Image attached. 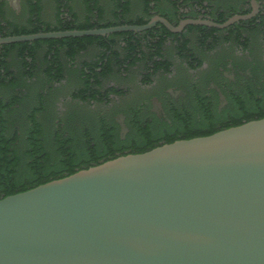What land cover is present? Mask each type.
Segmentation results:
<instances>
[{
  "label": "water",
  "instance_id": "obj_1",
  "mask_svg": "<svg viewBox=\"0 0 264 264\" xmlns=\"http://www.w3.org/2000/svg\"><path fill=\"white\" fill-rule=\"evenodd\" d=\"M224 22L154 15L145 24L0 36L1 44ZM0 264H264V117L126 153L0 199Z\"/></svg>",
  "mask_w": 264,
  "mask_h": 264
},
{
  "label": "trees",
  "instance_id": "obj_2",
  "mask_svg": "<svg viewBox=\"0 0 264 264\" xmlns=\"http://www.w3.org/2000/svg\"><path fill=\"white\" fill-rule=\"evenodd\" d=\"M53 1L58 7V13L54 21H47L43 17L41 0H26L30 13L23 20L8 17L5 8L7 1L0 0V36L145 24L154 16L146 13L126 18L128 3L125 0H109L111 11L106 18V9L100 4V0H79L85 7L81 17L73 9L74 0ZM145 1L143 6L146 11L160 9L158 4L150 5L156 1ZM165 1L168 2L169 8L160 10L159 14L173 24H178V8L177 5H172L176 3L173 0ZM248 12L234 9L230 13H212V18L224 22L234 14ZM189 17L198 18V15L192 14ZM246 23L247 20H241L224 29L188 25L178 33L171 32L158 23L141 32L124 31L105 36L50 38L1 44L0 87L9 91L12 96L9 100L0 99V199L73 174L77 170L98 165L118 155L146 152L163 143L210 135L224 128L263 118L264 91L252 86L239 91L231 89L228 109L220 113L216 111L217 97L202 93L201 89L205 84L201 88L194 84L195 99H189L190 106L179 111L171 129L161 125L157 119H154V122H145V119L137 114V110L134 112L133 137L121 139L116 134L117 127L109 125L105 118L100 119L98 123L93 121V129L85 127L79 130L75 121H72L74 125L70 122L64 126L66 119L60 118L52 107V91H45L48 86L52 87L56 80H61L66 72H74L80 74L81 96H91L94 99L109 98L110 93L105 94L102 91L100 81L102 77L112 73L115 66L120 65L123 69L139 61L145 62L147 68L144 76L147 78L155 71L168 69L169 61L164 58L163 46L169 38H174L175 47L189 60L197 63L198 67L204 60L190 49L187 33L197 30L200 32V44L213 47L219 39L218 32L230 31L227 40L233 39V34H237L235 38L246 45L247 38H244L241 32ZM143 39L147 45L146 49L143 48ZM93 50L95 57L79 62L81 53ZM219 62H223L221 57L217 63ZM87 63L101 66L93 79L84 71V65ZM237 65L249 66L244 59ZM39 72L43 74L42 78L39 77L33 82ZM214 75L216 71H210V74L200 81ZM91 88L99 90L100 95L95 96L96 92H92ZM25 100L27 102H24ZM33 103L31 109L23 107V104L31 106ZM19 120L27 124V131L25 135H21V141L20 130L10 126L11 123H21ZM69 127L72 131L68 130Z\"/></svg>",
  "mask_w": 264,
  "mask_h": 264
},
{
  "label": "rangeland",
  "instance_id": "obj_3",
  "mask_svg": "<svg viewBox=\"0 0 264 264\" xmlns=\"http://www.w3.org/2000/svg\"><path fill=\"white\" fill-rule=\"evenodd\" d=\"M154 1L156 2L150 5L158 4L160 9L146 11L143 6L145 0H125L128 3L126 18L146 13L157 15L160 10L164 11L169 8L167 7L169 4L165 0ZM205 2H207L206 7ZM41 4L43 5L44 19L54 21L58 13L55 2L53 0H41ZM100 4L106 9L105 14L108 18L111 3L109 0H100ZM244 4L245 0H185L182 8L188 9L191 14L198 15V17L206 11L212 18L213 14L230 13L234 9L240 11ZM172 5L176 6L177 4ZM72 6L74 11L83 17L84 5L79 0H74ZM176 7L178 8V6ZM5 8L7 16L13 19H26L30 13L26 0H7ZM242 33L243 37L247 38L246 45L235 38L237 34H233V39L227 40L226 37L230 31H221L217 33L219 39L213 47L200 44L198 38L200 32L197 30L187 33L190 49L204 60L198 67H196L197 63L189 60L175 47L174 38H169L163 46L164 58L169 61L168 69L155 71L151 77L147 78L144 76L147 68L145 62L139 61L131 67L123 69L117 65L112 73L102 77L100 81L102 91L105 94L110 93L109 98L98 97V99H94L91 96L88 98L81 96L80 74L74 72H66L61 80L58 79L52 87H47L51 90L46 89L45 91H52V107L60 115V118L66 119V122L63 123L64 126L70 122L74 125L72 121H75L79 130L85 127L93 129V121L98 123L100 119L105 118L109 125L117 127L116 134L119 135V138L125 139L127 136L133 137L135 133L133 129L134 112L138 110L137 114L145 119V122H154V119H157L161 125L171 129L175 125L179 111L190 106L189 99H195L193 98L195 96L194 84H197L199 88L205 84L201 89L202 93L217 97L216 111L220 113H224L228 109L231 102L229 99L231 89L239 91L252 86L257 90L264 91V26H260L252 32L244 29ZM142 41L144 42L143 48L146 49L147 45L144 39ZM123 48L121 47V49ZM94 54H96L94 50L81 53L79 62L82 59L95 57ZM218 57H221L223 62L218 64ZM241 59H244L249 66L240 67L237 65ZM100 69L101 66L97 67L91 63L84 65V71L92 79L97 76ZM210 71H216V75L205 79V81H200L208 76ZM42 75L39 72V75L34 77L33 82L39 77L42 78ZM92 90V92H96L95 96L100 95L99 90ZM11 96L9 91L0 87V99L9 100ZM33 105L34 103L31 106L30 104L28 106L23 104V107L28 110ZM19 122L21 123L17 125L11 123L10 126L20 130L21 141L23 139L21 135H25L27 131V124L21 120ZM68 130L72 131L70 127Z\"/></svg>",
  "mask_w": 264,
  "mask_h": 264
},
{
  "label": "flooded vegetation",
  "instance_id": "obj_4",
  "mask_svg": "<svg viewBox=\"0 0 264 264\" xmlns=\"http://www.w3.org/2000/svg\"><path fill=\"white\" fill-rule=\"evenodd\" d=\"M173 2H175L177 4L178 8H179V11H177V13H176L177 18L179 20H181L183 18H187L190 15H192L188 11V9H183L182 8V4L185 2V0H173ZM257 2H258V6H259L257 13L252 18H250V19L247 20L248 23L245 24V27H242L241 28V32L244 29H246L248 32H252L254 30H257L258 27H260V26L263 27L264 26V0H257ZM204 5L206 7L207 2H205ZM245 10H248L249 11L248 13H250V12L253 11V6H252V3H251V0H245L244 7L240 11H245ZM200 15L201 16H199V17H210L211 18V15L208 14V13H206V11H204Z\"/></svg>",
  "mask_w": 264,
  "mask_h": 264
}]
</instances>
